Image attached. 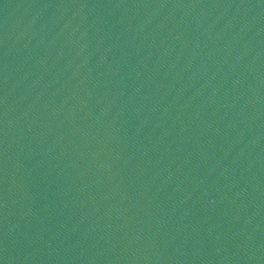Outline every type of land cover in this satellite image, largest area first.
<instances>
[{
    "label": "water",
    "instance_id": "1",
    "mask_svg": "<svg viewBox=\"0 0 264 264\" xmlns=\"http://www.w3.org/2000/svg\"><path fill=\"white\" fill-rule=\"evenodd\" d=\"M264 113V0H0V264H168Z\"/></svg>",
    "mask_w": 264,
    "mask_h": 264
}]
</instances>
